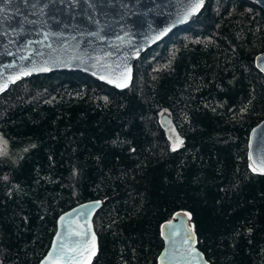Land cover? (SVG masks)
Returning <instances> with one entry per match:
<instances>
[{"label": "trees", "instance_id": "obj_1", "mask_svg": "<svg viewBox=\"0 0 264 264\" xmlns=\"http://www.w3.org/2000/svg\"><path fill=\"white\" fill-rule=\"evenodd\" d=\"M264 13L206 0L145 51L128 87L57 71L0 94V264H36L65 210L101 199L91 264H156L159 226L191 214L209 264H264V175L246 165L264 118ZM184 141L176 151L161 115ZM134 149V151H133ZM251 229V231H249Z\"/></svg>", "mask_w": 264, "mask_h": 264}, {"label": "water", "instance_id": "obj_2", "mask_svg": "<svg viewBox=\"0 0 264 264\" xmlns=\"http://www.w3.org/2000/svg\"><path fill=\"white\" fill-rule=\"evenodd\" d=\"M247 1L264 13V0ZM190 2L191 0H10L5 3V0H0V8L3 9L0 12V83L7 82V90L10 85L26 77L57 71H76L114 89H125L126 87L119 88L114 83H108V79L113 78L110 74L118 65L121 71L125 70V65L130 66L133 71L134 63L145 51L197 15L206 0L187 21L174 24ZM170 25L171 30L156 39V35ZM258 57L261 59L258 60ZM253 64L264 77V72L260 71V67H264V50L254 55ZM41 68L48 70L40 71ZM29 69L36 70L29 75H21L15 82L10 81L21 70ZM101 76L105 78L101 79ZM158 126L165 138L173 144L178 135L172 120L163 114L158 119ZM262 162L264 118L250 128L246 143V165L249 171L260 174L259 171L253 172L249 164L259 168ZM97 201L100 202L98 205L95 203ZM103 202L101 199L85 201L59 214L48 247L36 264H77V261L67 259L69 256H78L68 249L85 246L91 249V237L95 235L92 218ZM184 213L176 211L173 218L160 224L162 247L157 254L156 264H203L206 260L203 255L201 260L199 255L187 252L188 246L183 241L190 225ZM61 217L64 219L61 220ZM89 225L91 231H88ZM95 245L97 253L96 235ZM194 247L198 254H202L196 244ZM86 260V255L78 256V264H85Z\"/></svg>", "mask_w": 264, "mask_h": 264}, {"label": "snow or ice", "instance_id": "obj_3", "mask_svg": "<svg viewBox=\"0 0 264 264\" xmlns=\"http://www.w3.org/2000/svg\"><path fill=\"white\" fill-rule=\"evenodd\" d=\"M10 0H5V3H9ZM204 0H191L189 7L185 10V12L183 13V15L178 18L176 21H174V24L177 23H182L184 21H187L188 18L191 15H194L196 12L199 11L200 7L203 5ZM0 12H3V9L0 8ZM172 25L164 28L162 31H160L157 35H156V39H160L163 35H165L168 31L171 30ZM258 60H260L261 58H257ZM36 69H29V70H21L20 74H17L15 77H11L10 81L11 82H15V80L20 79L21 75H29L31 74V71H35ZM40 71H47V68H41L39 69ZM260 71L264 72V67H260ZM113 78H109L108 79V83H114L116 85V87L119 88H125L128 87V82L131 81L132 79V69L130 66L125 65V70L121 71L120 70V66L118 65L116 67V69L113 70V72L110 74ZM104 76H101V79H104ZM123 81L122 83L119 81ZM8 86V83H0V92H3ZM184 141L179 137L176 136L174 139V142L172 144V151H176L179 147H181L183 145ZM134 151V149H133ZM249 159L251 160L252 157L250 155ZM249 168L253 171V172H257L259 171L260 174H264V162L261 163V166L259 168L253 167V165L250 163L249 164ZM97 205L100 203L99 201L95 202ZM83 207V206H82ZM185 216H187L189 219H191V214L190 213H184ZM64 218L61 217V220H63ZM168 223H171V221H169ZM88 231H91V226H88ZM249 231H251V229H249ZM78 235H82V233H77ZM162 236L164 235V232L162 231ZM92 246L91 249H88L86 246L81 248V247H76V248H70L68 249V251L73 252V253H77L78 256L82 257V256H87V260L85 261V264H91V260L92 257H94L96 255V245H95V235L93 234L92 237ZM197 239H196V233L194 231V225H190L187 229H186V233H185V239L183 241V243L185 245L188 246L187 248V252L188 254H197L199 255L200 259L203 260V256L202 254H198L197 250L195 249L194 245L197 243ZM53 247H55V241L53 242ZM49 255H51V253H49ZM78 256H69L67 259H69L70 261H77L78 264ZM42 264H44V262H42ZM203 264H208V261L204 260Z\"/></svg>", "mask_w": 264, "mask_h": 264}, {"label": "rangeland", "instance_id": "obj_4", "mask_svg": "<svg viewBox=\"0 0 264 264\" xmlns=\"http://www.w3.org/2000/svg\"><path fill=\"white\" fill-rule=\"evenodd\" d=\"M4 148V141L3 139L0 137V151H2Z\"/></svg>", "mask_w": 264, "mask_h": 264}]
</instances>
